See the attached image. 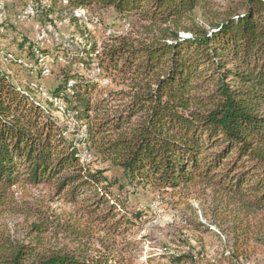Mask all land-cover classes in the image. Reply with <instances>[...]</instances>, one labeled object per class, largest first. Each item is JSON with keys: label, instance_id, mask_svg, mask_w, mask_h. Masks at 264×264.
Instances as JSON below:
<instances>
[{"label": "trees", "instance_id": "trees-1", "mask_svg": "<svg viewBox=\"0 0 264 264\" xmlns=\"http://www.w3.org/2000/svg\"><path fill=\"white\" fill-rule=\"evenodd\" d=\"M65 1L71 9L112 8L121 20L146 21L149 34L147 41L112 36L101 53L95 42L83 48L86 63L94 56L106 75L139 82L122 109L113 113L111 102L127 93L96 98L97 84L79 75H64L50 90L87 125L79 142L111 158L130 184L219 185L248 211L264 214V0H243L242 11L208 27L181 25L205 0ZM180 30L191 37H180ZM21 183L53 186L66 202L92 197L89 210L103 209L97 219L105 224L115 220L107 226L112 232L132 223L116 211L119 200L103 171L80 163L50 109L0 68V204L4 192ZM33 231L41 229L34 224ZM189 259L177 255L173 262ZM0 264L113 263L106 255L41 252L33 242L0 237Z\"/></svg>", "mask_w": 264, "mask_h": 264}, {"label": "rangeland", "instance_id": "rangeland-1", "mask_svg": "<svg viewBox=\"0 0 264 264\" xmlns=\"http://www.w3.org/2000/svg\"><path fill=\"white\" fill-rule=\"evenodd\" d=\"M242 1L205 0L181 25L208 27L228 12L242 11ZM80 8H69L65 0H0V68L17 87L50 109L63 135L76 145L80 163L103 171L110 192L119 200L116 211L132 223L123 233L112 232L107 226L115 220L105 224L97 219L103 209L89 210L92 197L82 194L76 201L66 202L53 186L21 183L4 192L0 237L33 242L41 252L106 255L113 264H264L262 212L248 211L231 192L201 181L162 189L130 184L111 158L79 142L87 125L75 120L63 99L52 97L50 90L63 82L64 75H79L97 84L96 98L117 91L127 93L124 99L111 102L113 113L122 109L139 82L106 75L94 56L86 63L83 48L95 42L101 53L116 35L134 41L149 38L146 21L136 22L131 16L121 20L112 8L83 7L79 12ZM106 31L113 33L108 36ZM178 35L191 37L182 30ZM40 56L43 62L38 61ZM71 79L67 86L73 83ZM136 212L137 217L133 216ZM34 224L40 233L33 231ZM36 234L38 240H34ZM177 255L190 259L175 263Z\"/></svg>", "mask_w": 264, "mask_h": 264}, {"label": "bare ground", "instance_id": "bare-ground-1", "mask_svg": "<svg viewBox=\"0 0 264 264\" xmlns=\"http://www.w3.org/2000/svg\"><path fill=\"white\" fill-rule=\"evenodd\" d=\"M82 10H83V9L80 8V11H79V12H81ZM79 12H78V13H79ZM82 12H83V11H82ZM78 13H77V14H78ZM82 16H84V13L82 14ZM94 17H95V16H94ZM97 21H98V20L95 18V19H94V22H97ZM124 25H125V24H124ZM109 32H113V31H109ZM106 33H108V32L106 31ZM38 59H39V60H38L39 62H43V61H44V57H43V56H40ZM70 84H71V83H70ZM60 106H61V105H60Z\"/></svg>", "mask_w": 264, "mask_h": 264}, {"label": "built area", "instance_id": "built-area-1", "mask_svg": "<svg viewBox=\"0 0 264 264\" xmlns=\"http://www.w3.org/2000/svg\"><path fill=\"white\" fill-rule=\"evenodd\" d=\"M127 26H128V25L126 24V25H124L123 27H127ZM112 33H113V32H108V33H105V34L108 35V36H110ZM118 33H119V32H118ZM59 102H60V100H59ZM152 206L155 208L156 203H154Z\"/></svg>", "mask_w": 264, "mask_h": 264}]
</instances>
